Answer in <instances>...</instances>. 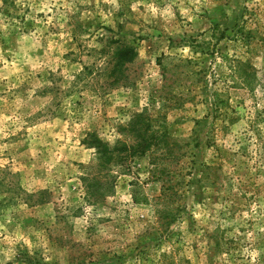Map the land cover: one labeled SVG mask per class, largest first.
I'll return each instance as SVG.
<instances>
[{
	"label": "rangeland",
	"instance_id": "obj_1",
	"mask_svg": "<svg viewBox=\"0 0 264 264\" xmlns=\"http://www.w3.org/2000/svg\"><path fill=\"white\" fill-rule=\"evenodd\" d=\"M115 40L136 61L119 84L91 80ZM238 54L251 87L231 77ZM140 114L190 143L172 222L149 153L96 173L94 139L133 152ZM0 264H264V0H0Z\"/></svg>",
	"mask_w": 264,
	"mask_h": 264
},
{
	"label": "trees",
	"instance_id": "obj_2",
	"mask_svg": "<svg viewBox=\"0 0 264 264\" xmlns=\"http://www.w3.org/2000/svg\"><path fill=\"white\" fill-rule=\"evenodd\" d=\"M242 22L243 24L239 26L238 31L235 32L232 37V40H234L236 43H239V47H237V49H239L241 45L244 47L247 44V41H249L247 40L248 36H245L243 29L245 19H242ZM223 38H226V33L221 31V36L219 39ZM227 38L229 39L230 37ZM112 42L117 44L115 49H112L113 47L106 43L104 48L98 53V58L102 61V65L98 66L96 69V74L91 80H95L97 77H107L108 85L119 84L126 76V71L128 70L129 65L136 61L138 54L133 46L121 43V41L118 40ZM180 67L181 66L179 64H175L174 69L180 71ZM229 69L232 78L238 79L245 87L252 86L254 82V76L256 75L255 69L252 65H250L249 62H247V59L243 58V56L238 54L231 58L229 60ZM89 70V68L85 67L84 71L80 73L78 77H83L85 72ZM180 72L183 73V71ZM164 76H166V73H164ZM186 77H189V75L187 74L184 76V78ZM184 78L176 79L173 82L174 84L168 85V87L172 88L173 86L176 89L177 85L182 82ZM164 80L166 82L169 79L164 77ZM180 85H182V83ZM185 88L186 85L184 87V92H179V94L176 93L175 96L169 99L170 101H173L174 107L176 106V108H180L184 106V103L190 100L189 92L185 94ZM226 92L227 91L224 89H216L214 94L218 101L216 105L217 120L219 117L223 116L221 110L223 107H226L224 99L227 95ZM130 132L134 133L138 140V144L136 147H133V152H123V158L121 157L120 152L122 150L119 149V145L112 148L110 145L104 144L97 139H94V148L97 150L96 173L101 172L102 170H108L107 167L109 163L125 159L127 156L136 154L146 155V153H149L151 165L150 172L158 176V180L162 182L160 196L156 198L155 213L158 218L162 219L161 222H172L176 219L178 211L181 208L179 205L175 206V204L179 203L183 195H185V189L190 183L187 181V177H190L192 172L189 171L188 162L186 161L191 157L189 151L190 143L183 142L184 145H182L178 139H175L169 133L168 129H166L163 125H158V123H155L153 119H149L144 114L138 115L132 122L130 125ZM209 145L218 146L215 132L210 139ZM210 168L213 167H209L207 169ZM214 169L216 170V173H224L222 172L223 168L221 166H216ZM216 178L222 179L219 174H214L212 176V184H216ZM85 181L86 188H88L87 190L90 192V194H96L95 190H100L101 185L97 177H93L90 174V176H88ZM219 184L222 185L223 183ZM220 189V187L216 189V194L220 193ZM33 196H35V194L30 195L31 200H33ZM216 246L220 249L223 248L221 240L216 242Z\"/></svg>",
	"mask_w": 264,
	"mask_h": 264
}]
</instances>
